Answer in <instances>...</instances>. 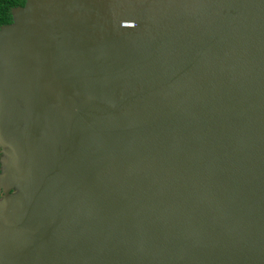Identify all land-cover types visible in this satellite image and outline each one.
Masks as SVG:
<instances>
[{
	"label": "water",
	"instance_id": "water-1",
	"mask_svg": "<svg viewBox=\"0 0 264 264\" xmlns=\"http://www.w3.org/2000/svg\"><path fill=\"white\" fill-rule=\"evenodd\" d=\"M0 264H264V0L12 8Z\"/></svg>",
	"mask_w": 264,
	"mask_h": 264
},
{
	"label": "trees",
	"instance_id": "trees-1",
	"mask_svg": "<svg viewBox=\"0 0 264 264\" xmlns=\"http://www.w3.org/2000/svg\"><path fill=\"white\" fill-rule=\"evenodd\" d=\"M25 0H0V26L12 22V8L23 6Z\"/></svg>",
	"mask_w": 264,
	"mask_h": 264
}]
</instances>
